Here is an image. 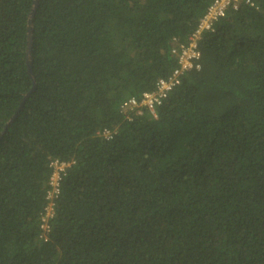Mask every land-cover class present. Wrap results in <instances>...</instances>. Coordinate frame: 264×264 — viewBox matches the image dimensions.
Returning a JSON list of instances; mask_svg holds the SVG:
<instances>
[{
    "label": "trees",
    "instance_id": "trees-1",
    "mask_svg": "<svg viewBox=\"0 0 264 264\" xmlns=\"http://www.w3.org/2000/svg\"><path fill=\"white\" fill-rule=\"evenodd\" d=\"M34 2L0 0V264H264V0L131 120L121 103L171 74L213 0H38L32 78Z\"/></svg>",
    "mask_w": 264,
    "mask_h": 264
},
{
    "label": "built area",
    "instance_id": "built-area-1",
    "mask_svg": "<svg viewBox=\"0 0 264 264\" xmlns=\"http://www.w3.org/2000/svg\"><path fill=\"white\" fill-rule=\"evenodd\" d=\"M245 1L254 5L251 0H213L204 15L201 17L196 30L191 34L186 43L176 45L172 52L176 57L177 65L171 74L165 78H160L152 91L144 92L140 97L131 96L124 100L120 105L121 112L128 120L133 116L142 114L147 111L154 117H157V108L168 97L170 92L181 83L182 77L186 71L191 69H200L201 50L199 40L203 32L214 31L217 21L225 17L229 10L237 9ZM112 129L105 128L100 134L110 139L114 135ZM70 162L53 159L50 162L52 174L49 179V188L46 193L47 204L42 215L41 238L47 239L51 226L49 219L54 215L55 200L60 193L62 176Z\"/></svg>",
    "mask_w": 264,
    "mask_h": 264
},
{
    "label": "water",
    "instance_id": "water-1",
    "mask_svg": "<svg viewBox=\"0 0 264 264\" xmlns=\"http://www.w3.org/2000/svg\"><path fill=\"white\" fill-rule=\"evenodd\" d=\"M38 0H35L34 7L30 13L29 20H28V45H27V66L28 72L30 76L33 78V71H32V56H31V47L33 42V15L37 9Z\"/></svg>",
    "mask_w": 264,
    "mask_h": 264
}]
</instances>
